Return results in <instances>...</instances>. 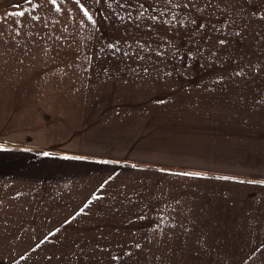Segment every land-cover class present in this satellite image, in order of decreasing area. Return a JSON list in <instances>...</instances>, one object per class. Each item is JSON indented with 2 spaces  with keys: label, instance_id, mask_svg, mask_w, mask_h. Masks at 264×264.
I'll list each match as a JSON object with an SVG mask.
<instances>
[{
  "label": "crops",
  "instance_id": "0c3cea01",
  "mask_svg": "<svg viewBox=\"0 0 264 264\" xmlns=\"http://www.w3.org/2000/svg\"><path fill=\"white\" fill-rule=\"evenodd\" d=\"M4 20L0 166L30 184L20 205L42 225L37 246L165 250L138 260L150 263L264 257V79L196 80L202 69L151 64L91 76L86 58L78 71L73 61L91 49L27 47L6 26L20 22ZM41 87L63 90L50 99ZM36 102L52 105L45 128L68 131L61 145L13 139Z\"/></svg>",
  "mask_w": 264,
  "mask_h": 264
},
{
  "label": "rangeland",
  "instance_id": "374dc122",
  "mask_svg": "<svg viewBox=\"0 0 264 264\" xmlns=\"http://www.w3.org/2000/svg\"><path fill=\"white\" fill-rule=\"evenodd\" d=\"M81 2L93 15L95 25L84 17L75 0H57L59 12L49 0H33L37 7L28 0H0V18L20 22L6 26L13 27L9 30L20 28L27 33V47L91 49L89 56L73 57L77 71L86 58L91 76L100 71L99 65L151 64L158 69L179 66L202 69L204 72L195 73L203 75L196 80L264 79V0ZM122 4L130 7H121ZM21 11L25 12L24 16L16 15ZM110 44L116 47L109 48ZM44 82L47 83L46 77ZM39 90L41 96L51 99L63 89L41 87ZM51 107V104L37 102L29 106L27 128L17 129L25 135L14 134L13 139L25 140L37 147L42 145V148L61 145L57 143L62 141L58 137L68 136V131L45 128V125H53L55 116L50 112ZM15 131L13 129V133ZM28 185V181L20 177H6L0 166V264H264V257L258 254L244 257L243 249L225 259L254 262L150 263L138 260L148 261L157 254L156 250H165L150 249L152 257L146 254L140 258L138 252L142 250L139 248L41 247L39 245L45 242L38 237L44 232L37 231L42 225L37 223L36 216L28 215L33 212L31 202L22 201L31 209L20 205V194L26 192ZM179 255L176 251L169 258L180 259Z\"/></svg>",
  "mask_w": 264,
  "mask_h": 264
},
{
  "label": "snow or ice",
  "instance_id": "6c2138e0",
  "mask_svg": "<svg viewBox=\"0 0 264 264\" xmlns=\"http://www.w3.org/2000/svg\"><path fill=\"white\" fill-rule=\"evenodd\" d=\"M49 2L52 5L56 6V11H58V12L61 11V8L58 6L57 0H49ZM61 2H64V0H61ZM97 2H99V0H97ZM106 2H107V0H106ZM116 2L119 3L120 0H116ZM28 3L29 4H33V7H37L38 6V5L33 3V0H28ZM75 3L79 5L80 10L83 12L84 17H86L87 20L92 21L93 24L95 25V20L93 18V15L89 12L88 8L85 7L84 3H82L81 0H75ZM110 6L111 5L109 4V7ZM124 6H129L130 7V5H125V4L121 5V7H124ZM140 7L143 8V4H140ZM16 15L24 16L25 12L21 11L19 13H16ZM129 15H131V14L129 13ZM33 19H37V17H33ZM153 19H155V17ZM81 23H83V21H81ZM220 43L223 44L225 42L224 41H220ZM108 47L109 48H115L116 46L110 44V45H108ZM125 55H127V53H125ZM45 155H47V154H45ZM184 175H190V174L189 173H184ZM81 211H83V209H81Z\"/></svg>",
  "mask_w": 264,
  "mask_h": 264
}]
</instances>
